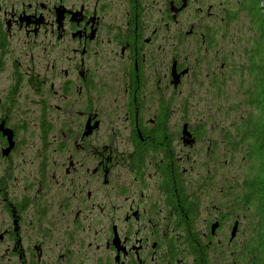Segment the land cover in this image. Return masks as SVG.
I'll return each instance as SVG.
<instances>
[{
    "label": "flooded vegetation",
    "instance_id": "1",
    "mask_svg": "<svg viewBox=\"0 0 264 264\" xmlns=\"http://www.w3.org/2000/svg\"><path fill=\"white\" fill-rule=\"evenodd\" d=\"M150 4L161 6L160 25L140 40L133 33ZM213 4L0 0V264H225L243 181L229 191L227 140L208 136L221 131L180 124L174 92L190 67L179 35L155 45L161 24L178 31L190 9L224 23L234 9ZM201 28L185 33L198 40ZM209 45L202 33L200 49ZM166 46L173 64L164 73ZM102 58L109 75L99 81ZM115 81L126 95L111 109Z\"/></svg>",
    "mask_w": 264,
    "mask_h": 264
},
{
    "label": "rangeland",
    "instance_id": "2",
    "mask_svg": "<svg viewBox=\"0 0 264 264\" xmlns=\"http://www.w3.org/2000/svg\"><path fill=\"white\" fill-rule=\"evenodd\" d=\"M203 1L207 11H209L210 5L214 7L213 3L215 0ZM219 1L222 0H218V2ZM228 1L230 5L229 10L234 6L236 7L234 13H231L230 11L229 14H225L226 18L224 23L221 22V18L215 19L206 14L203 16L202 14L197 15L194 11H197V6H195L194 1H192L190 7H193L194 10L190 9V11L185 12L179 18L178 28H181V31H179V29L178 31L175 29L173 30L172 27H167L166 24H161L163 31L158 30L156 33L155 45L162 47L164 45V40H172L173 34H177V36L179 35L178 42L176 43L181 54L180 61L184 63L185 67H190L189 78L184 80V84L181 87L180 81L182 78H179L178 83L174 82V88L180 87V92H174L176 100L178 99V102L180 103V124H209L204 127L203 131H209L211 126H214L217 132L221 131L222 137H220L219 133L208 134V136L219 135L217 137L218 141H222L221 139L223 137L227 140L229 149L228 186L229 191L231 192V187L235 188L238 183L245 180L250 166L245 159L246 153L244 151H237L235 147V144L239 142L238 139H235L237 134L235 126H239V124L236 123L241 117L245 116L250 111L247 98L254 86V78L251 68L254 58V49L258 48L261 35L259 32V26L254 23V18L251 16L254 10L250 9V7L254 8V6H256L254 5L255 1ZM242 5L245 6L243 7V10L239 11V8H241ZM261 5L262 3L260 6ZM152 6L153 7H151L150 4V8L146 11L145 19L139 24L140 28L136 33H133L140 40L152 36L154 29L160 25L161 6ZM247 9L249 10V14L246 13ZM255 11L258 12L259 8ZM117 25L118 22L113 23V27ZM191 25H196V27L202 25V28H207L206 30H203L202 28L199 29L198 40L185 33L189 31ZM209 26L212 30L208 29ZM129 29L132 31L134 30V27L129 26ZM202 33L206 34L207 40L211 44L209 45L208 53L204 52L205 48H202L203 50H201L199 47L201 46ZM193 39L198 42L196 55L189 45V42ZM169 49V46H166L167 52ZM119 52H121V49L118 50V53ZM161 55H163V57ZM161 55L159 54V58L164 64L165 73L166 67L170 66L171 70L173 60L171 61V55L169 52L167 54L162 52ZM258 60L259 58L256 56L255 61L257 63L259 62ZM108 62L107 59L102 58L101 63H99L100 65H95L98 72H93L92 74L94 76L97 74L99 81H104L108 78V71H106L104 67V63L109 65ZM110 62H114L113 66L118 70L125 67L122 65L124 60L119 57H114V60H110ZM173 66L174 70L177 65L174 64ZM126 70L128 71L127 67L124 68L123 72H127ZM172 73L177 81L175 71H172ZM115 83L118 85L116 92L110 90L106 91V95H113L115 100H117V103H114V100L109 105L112 107L111 109H116L119 104H122L126 95L124 82L122 86L118 81H115ZM106 102H109V100H106ZM140 102H143V99H141ZM20 117L23 120H30V117L23 112ZM229 191L228 196L230 198ZM2 197L5 200H8L6 194H4V196L2 195ZM232 197L233 204L230 206V209L234 214L239 215L241 218V229L237 236V239L241 238L239 241L237 240L240 242L243 239L242 231L244 234L248 230L252 216L246 211L245 207H242L241 204H236L233 195ZM4 205L8 207V203H4ZM233 222L230 224L233 225ZM235 245H233V247L229 245L230 252L234 250ZM228 260L229 262L232 260L231 254L228 257Z\"/></svg>",
    "mask_w": 264,
    "mask_h": 264
},
{
    "label": "trees",
    "instance_id": "3",
    "mask_svg": "<svg viewBox=\"0 0 264 264\" xmlns=\"http://www.w3.org/2000/svg\"><path fill=\"white\" fill-rule=\"evenodd\" d=\"M254 1V9L259 8V11L254 10L251 16L261 35L258 48L254 49L251 68L254 86L247 98L250 111L236 123L239 126H235V139L239 141L235 147L237 151L246 153L245 159L250 164L237 199L252 219L248 230L244 234L242 231L243 239L240 242L241 238L231 241L230 246L236 244L234 250L230 252L229 244L225 248L222 254L226 258L225 264H264V17L260 0ZM230 254L232 260L229 262ZM214 264H220L219 259Z\"/></svg>",
    "mask_w": 264,
    "mask_h": 264
},
{
    "label": "water",
    "instance_id": "4",
    "mask_svg": "<svg viewBox=\"0 0 264 264\" xmlns=\"http://www.w3.org/2000/svg\"><path fill=\"white\" fill-rule=\"evenodd\" d=\"M261 1V3H262V10L264 11V0H260ZM263 15H264V13H263ZM235 232H236V228L234 227V231H233V237L235 236Z\"/></svg>",
    "mask_w": 264,
    "mask_h": 264
},
{
    "label": "bare ground",
    "instance_id": "5",
    "mask_svg": "<svg viewBox=\"0 0 264 264\" xmlns=\"http://www.w3.org/2000/svg\"><path fill=\"white\" fill-rule=\"evenodd\" d=\"M261 2V1H260ZM261 7H262V5H261ZM231 9H234L233 10V12L231 11V13H234V11H235V8L234 7H232ZM261 10H262V8H261ZM263 11V10H262ZM262 13H264V11L262 12ZM263 17H264V15H263Z\"/></svg>",
    "mask_w": 264,
    "mask_h": 264
}]
</instances>
